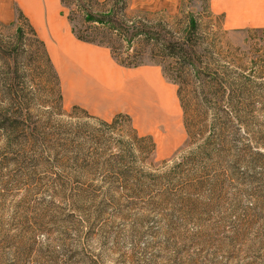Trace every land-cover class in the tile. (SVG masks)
<instances>
[{
	"label": "rangeland",
	"instance_id": "1",
	"mask_svg": "<svg viewBox=\"0 0 264 264\" xmlns=\"http://www.w3.org/2000/svg\"><path fill=\"white\" fill-rule=\"evenodd\" d=\"M123 1L127 17L160 22L176 35L195 21L199 59L210 76L230 83L231 103L206 122L212 154L190 157L197 147L188 142L177 86L161 67L121 66L104 46L81 41L91 58L132 74L122 75L127 84L148 77L163 85L172 114L124 102L131 113L105 127L62 96L60 104L25 19L44 43L61 92L50 48L77 39L68 10L60 0H37L36 11L29 1L0 0L7 53L18 30L25 45L17 50V81L9 80L11 56H0V107L24 119L19 148L5 146L0 130V264H264V27L225 29L209 0ZM129 148L151 175L140 173L138 183L104 164Z\"/></svg>",
	"mask_w": 264,
	"mask_h": 264
},
{
	"label": "trees",
	"instance_id": "2",
	"mask_svg": "<svg viewBox=\"0 0 264 264\" xmlns=\"http://www.w3.org/2000/svg\"><path fill=\"white\" fill-rule=\"evenodd\" d=\"M117 2H120L118 5ZM61 5L68 10L67 19L71 25L73 35L80 41L104 46L109 49L111 56L115 61L124 67H138L146 63H152L161 67L162 72L177 86V96L180 100L184 114V125L187 129L188 142L196 144L190 157H210L209 143L211 137L207 136V120L211 111L215 116L219 113L220 104L229 105L231 93L229 92L230 83L210 76L212 71L203 65L199 59L196 48L199 46L194 39L196 32V23L192 19L187 24L185 31L176 35L174 31L168 29L160 22H150L138 17H127L125 14V3L123 0H60ZM107 6V9L97 10ZM23 18V15L20 14ZM25 19V18H24ZM29 33L40 48L41 59L44 66L48 68L54 79V86L58 87V101L61 104V92L59 88L58 76L51 64L46 52L44 43L38 39L35 30L25 19ZM15 36L16 41L13 50L7 48L12 45L0 40L1 58H10L14 64L7 68L11 70L14 76L9 80L17 81L19 66L17 50L25 45L22 44V31L18 30ZM199 41V40H198ZM197 41V42H198ZM195 42V43H194ZM24 52V51H23ZM14 53V55H12ZM12 84H9V86ZM14 86V84H13ZM17 93L16 89L14 90ZM230 93V94H227ZM95 119L102 126L113 127L119 116H115L111 122L99 120L91 115H86ZM22 115L16 113L10 107H0V130L7 135L8 142L5 146H20L17 131L23 123ZM141 141L145 138H139ZM13 141L15 145H11ZM11 143V144H10ZM213 149V148H212ZM152 147H150V151ZM201 151V154H199ZM131 149L123 150L122 154L116 160L109 157L105 166L111 170L123 169L120 178L124 182L141 181V174L144 170L136 161L130 159L133 156ZM190 162V161H189ZM178 167L179 164H174ZM182 173L186 172L180 168ZM188 172V171H187ZM186 172V173H187ZM131 185L135 183L130 182ZM130 186V184H128ZM127 185V186H128Z\"/></svg>",
	"mask_w": 264,
	"mask_h": 264
},
{
	"label": "crops",
	"instance_id": "3",
	"mask_svg": "<svg viewBox=\"0 0 264 264\" xmlns=\"http://www.w3.org/2000/svg\"><path fill=\"white\" fill-rule=\"evenodd\" d=\"M24 1L32 3L31 10L36 11L37 0ZM209 6L212 14L222 15L225 29L264 27V0H209ZM85 44L75 39L68 46L50 48L52 58L58 65L61 96L65 106H80L104 121L119 113H131L123 105L124 102L134 105L140 101L142 106L150 107L149 113L160 115V108L164 114H172L170 102L163 93V85L156 86L148 77L137 80L138 83L127 84L129 81L125 82L121 77L127 75L132 78V74L124 73L121 67L105 56V60L91 58L90 48ZM144 87L152 90L155 99L151 98Z\"/></svg>",
	"mask_w": 264,
	"mask_h": 264
}]
</instances>
